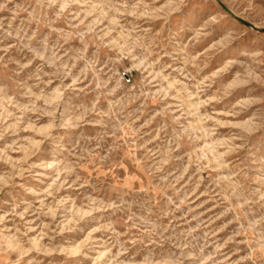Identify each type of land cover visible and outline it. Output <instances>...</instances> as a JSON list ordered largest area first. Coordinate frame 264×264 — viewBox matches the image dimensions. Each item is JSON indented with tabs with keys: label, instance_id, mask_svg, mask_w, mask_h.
Instances as JSON below:
<instances>
[{
	"label": "rangeland",
	"instance_id": "1",
	"mask_svg": "<svg viewBox=\"0 0 264 264\" xmlns=\"http://www.w3.org/2000/svg\"><path fill=\"white\" fill-rule=\"evenodd\" d=\"M253 2L120 0L107 14L0 0V264H118L144 228L115 209L165 197V235L186 251L260 264L264 0Z\"/></svg>",
	"mask_w": 264,
	"mask_h": 264
},
{
	"label": "clouds",
	"instance_id": "2",
	"mask_svg": "<svg viewBox=\"0 0 264 264\" xmlns=\"http://www.w3.org/2000/svg\"><path fill=\"white\" fill-rule=\"evenodd\" d=\"M74 2H79V0H74ZM248 2L252 3V7L255 10L256 5L253 0H248ZM25 3L31 4L33 0H25ZM84 3L107 14H111L113 10H117L121 6L120 0H96L95 3H93V0H84ZM35 4L41 10L53 6H63L58 4L57 0H35ZM241 6L243 5L241 4ZM0 10H3L2 6H0ZM259 15L260 22L264 23V8L259 9ZM40 18L42 17L38 16V19ZM2 42L3 37L0 36V43ZM0 60H2V57H0ZM161 195L163 196V193ZM115 210L125 216H129L134 223H138L141 228H144V232H138L137 234L138 242L134 246L127 248V254L124 255L122 260L118 261V264H207L202 252L195 250L186 251L188 248L187 244L178 242L174 235H165L169 229L163 223V218L170 216L175 211L173 200L165 197L158 205L145 201L143 205L134 204L131 208L120 206ZM142 217L145 219H142ZM153 217L159 222L155 226L148 223ZM109 243H112L111 239ZM157 244L160 245L159 249L156 248ZM112 246L117 247L118 245L113 243ZM120 246L124 247L123 245ZM258 258L260 264H264V238L260 241ZM253 264H257V257H253Z\"/></svg>",
	"mask_w": 264,
	"mask_h": 264
}]
</instances>
